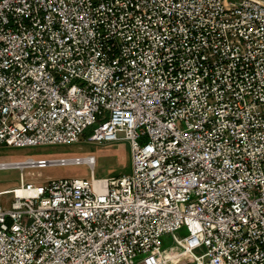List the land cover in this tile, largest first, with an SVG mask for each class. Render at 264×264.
<instances>
[{
	"label": "built area",
	"instance_id": "obj_1",
	"mask_svg": "<svg viewBox=\"0 0 264 264\" xmlns=\"http://www.w3.org/2000/svg\"><path fill=\"white\" fill-rule=\"evenodd\" d=\"M81 137L131 171L15 161L0 264H264V0H0V147Z\"/></svg>",
	"mask_w": 264,
	"mask_h": 264
},
{
	"label": "rangeland",
	"instance_id": "obj_2",
	"mask_svg": "<svg viewBox=\"0 0 264 264\" xmlns=\"http://www.w3.org/2000/svg\"><path fill=\"white\" fill-rule=\"evenodd\" d=\"M88 133V132H87ZM86 133V134H87ZM93 155L95 165L93 172L87 164L49 165L43 168H27L24 170L26 178H32L35 183L46 184L48 181L66 177L105 178L127 174L131 171L130 145L126 140L114 142H92L81 137L79 142L43 144L20 147H0V162L20 161L27 158H60L85 157ZM20 170L15 168L0 169V190L10 189L19 185ZM7 196V195H5ZM10 196V194L8 195ZM9 207V200L3 203ZM181 238L188 234L187 227L182 224L173 231ZM160 240L164 248L175 245L170 234H162ZM199 253V251H195ZM188 256H179L169 264H192Z\"/></svg>",
	"mask_w": 264,
	"mask_h": 264
},
{
	"label": "bare ground",
	"instance_id": "obj_3",
	"mask_svg": "<svg viewBox=\"0 0 264 264\" xmlns=\"http://www.w3.org/2000/svg\"><path fill=\"white\" fill-rule=\"evenodd\" d=\"M14 165H16L15 161L0 162V169H2V168H10L8 166H14ZM18 166L21 167V165H18ZM12 168H14V167H12Z\"/></svg>",
	"mask_w": 264,
	"mask_h": 264
}]
</instances>
